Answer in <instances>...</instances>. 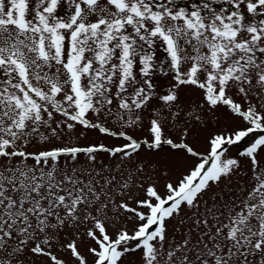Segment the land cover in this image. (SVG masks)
<instances>
[{
	"label": "snow or ice",
	"instance_id": "1",
	"mask_svg": "<svg viewBox=\"0 0 264 264\" xmlns=\"http://www.w3.org/2000/svg\"><path fill=\"white\" fill-rule=\"evenodd\" d=\"M216 2L0 0V264H264V0Z\"/></svg>",
	"mask_w": 264,
	"mask_h": 264
},
{
	"label": "rangeland",
	"instance_id": "2",
	"mask_svg": "<svg viewBox=\"0 0 264 264\" xmlns=\"http://www.w3.org/2000/svg\"><path fill=\"white\" fill-rule=\"evenodd\" d=\"M193 2V0H175V4L174 7H187L190 6L191 3ZM216 8H220L221 6L227 8V4L225 2V0H217L216 4L214 5ZM155 59H156V63L159 65L161 63H163V65L167 68L169 75L165 76L163 75L160 71H157L152 79L154 81V83L156 84V91L160 94H163L164 92L167 91V87L169 85V83L171 82V69L168 66L169 65V58L167 57L166 53L163 51V45L160 46V48L155 49ZM199 93L193 91V90H183L181 92V99L182 101L185 103V106H187V102L190 99L193 98H198ZM157 103V101L153 100L152 104L155 105ZM145 117H147V113H145ZM229 120V116L228 114L223 110V109H218L215 117L214 118H210V122L207 126V128L200 130L199 131V138L196 139L193 142V146L198 150V151H204V145H205V137L210 133V132H214L216 131V124L217 122L221 125H223L225 122H227ZM146 126H147V119H145L144 121V130L141 129H131L129 130V134L141 138L143 139V137H145L147 135V131H146ZM81 131V129H77L76 130ZM166 135L171 136L173 138H175L176 135V129L172 128V129H168L166 128ZM251 139V138H249ZM191 140V138H190ZM95 142V141H101L105 144H119L122 143V141L119 140H108V139H104L102 137H98L94 132H87L86 133V138H81L79 140V143L81 145H86L89 142ZM73 142H75V138H73ZM32 150V149H29ZM240 149L237 147H233L230 150L229 155L231 156H236L237 152ZM167 154V146H164L163 151H160L159 153L156 154H152V153H141V159L143 160H149V161H160L163 158H165ZM262 157H264V154H262ZM105 161V163L108 162L106 157H102ZM179 171V170H176ZM151 174V173H149ZM173 175H175V171L173 173ZM250 176L251 173L249 172V165L247 160H241V171H239L237 174L231 176L229 179L223 180L219 186H214L212 189V193L213 195L216 196L217 201L221 202L229 200L230 198H233L236 193L239 191V187L241 186H250ZM160 183L163 184V178H161ZM205 199H208V196H205ZM173 224H175V221H171L169 223V232H171L172 230V226ZM130 226V225H129ZM132 259H135V257H133Z\"/></svg>",
	"mask_w": 264,
	"mask_h": 264
}]
</instances>
